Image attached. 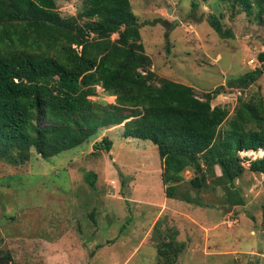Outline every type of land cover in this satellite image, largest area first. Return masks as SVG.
Wrapping results in <instances>:
<instances>
[{"label": "rangeland", "instance_id": "1", "mask_svg": "<svg viewBox=\"0 0 264 264\" xmlns=\"http://www.w3.org/2000/svg\"><path fill=\"white\" fill-rule=\"evenodd\" d=\"M128 1L157 78L190 86L200 97L260 69L264 23L252 15L232 14L218 0ZM55 4L61 17L83 6L82 0ZM210 14L222 15L231 38L208 26ZM234 89L224 87L210 105L224 106L230 117L237 97L264 103V70L244 90ZM91 100L111 104L113 97L97 87ZM120 135V125L99 129L88 143L46 160L31 150L21 165L0 161V255L7 252L14 264H156L151 232L158 221L159 229L175 228V241L184 245L173 264H264L262 175L243 168L224 187L214 168L203 187L192 189L186 182L193 175L184 171L179 191L199 205L166 199L156 148ZM103 137L110 150L93 152Z\"/></svg>", "mask_w": 264, "mask_h": 264}, {"label": "trees", "instance_id": "2", "mask_svg": "<svg viewBox=\"0 0 264 264\" xmlns=\"http://www.w3.org/2000/svg\"><path fill=\"white\" fill-rule=\"evenodd\" d=\"M218 1L264 23V0ZM82 2L79 12L61 17L55 0H0V161L21 165L31 150L46 160L120 125L121 138L156 148L166 199L199 205L179 191L184 171L193 175L186 182L192 189L203 187L214 168L218 184L231 186L244 171L239 150L263 152L247 171L264 177V103L237 97L230 117L224 106L210 105L224 87L252 84L264 70V52L256 55L260 69L197 97L190 86L149 70L128 0ZM221 17L210 14L206 22L221 39L231 38ZM97 87L111 104L91 100ZM110 148L105 137L91 145L93 152ZM260 208L264 225V202ZM158 225L151 232L156 264H173L184 245L175 228ZM0 257L14 264L7 252Z\"/></svg>", "mask_w": 264, "mask_h": 264}, {"label": "built area", "instance_id": "3", "mask_svg": "<svg viewBox=\"0 0 264 264\" xmlns=\"http://www.w3.org/2000/svg\"><path fill=\"white\" fill-rule=\"evenodd\" d=\"M263 152L258 150L256 152L250 150H239L236 153V157L239 161V165L243 168H247L249 163L262 156Z\"/></svg>", "mask_w": 264, "mask_h": 264}, {"label": "water", "instance_id": "4", "mask_svg": "<svg viewBox=\"0 0 264 264\" xmlns=\"http://www.w3.org/2000/svg\"><path fill=\"white\" fill-rule=\"evenodd\" d=\"M167 11H168V13L171 12L170 7L167 8ZM172 25H175V23L173 22ZM262 52H264V50ZM223 212H225V210H223ZM0 264H9V263L6 260L0 259Z\"/></svg>", "mask_w": 264, "mask_h": 264}]
</instances>
